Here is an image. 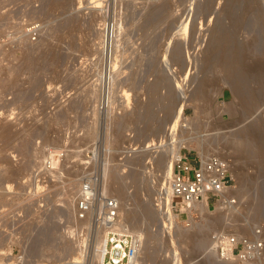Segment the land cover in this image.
<instances>
[{"label":"rangeland","instance_id":"obj_1","mask_svg":"<svg viewBox=\"0 0 264 264\" xmlns=\"http://www.w3.org/2000/svg\"><path fill=\"white\" fill-rule=\"evenodd\" d=\"M76 1L0 0V264H103L107 230L76 213L84 182L97 198L118 189L124 206L148 212L133 225L122 207L113 225L132 240L141 233L136 264H240L216 256L209 235L264 233V0ZM106 26L115 41L104 55ZM223 50L246 68L244 101L233 68L230 78L221 71ZM253 124L258 137L242 131ZM175 143L190 159L203 151L229 162L235 205L171 214L173 223L160 213Z\"/></svg>","mask_w":264,"mask_h":264},{"label":"built area","instance_id":"obj_2","mask_svg":"<svg viewBox=\"0 0 264 264\" xmlns=\"http://www.w3.org/2000/svg\"><path fill=\"white\" fill-rule=\"evenodd\" d=\"M35 35V30H30ZM153 145V144H152ZM151 145V147H152ZM52 155L47 156L49 162L43 167L52 171ZM167 184L172 198L168 203L169 215H184L196 218L198 209L194 204L206 201V208H230L237 202L235 180L231 174L229 162L217 155H209L205 159H190L181 152L173 160L172 173ZM162 194L161 192L159 193ZM159 203L156 205L160 208ZM99 203V204H98ZM119 203L113 196L93 193L89 182H84L76 200V213L79 219L90 215L92 224L105 228L106 251L103 264H130L136 254V243L127 233L115 231L113 223L119 216ZM170 218V217H169ZM113 226V227H112ZM209 242L219 258L235 261L240 264H262L264 258V233L260 225H254L245 234L214 230L209 235Z\"/></svg>","mask_w":264,"mask_h":264},{"label":"bare ground","instance_id":"obj_3","mask_svg":"<svg viewBox=\"0 0 264 264\" xmlns=\"http://www.w3.org/2000/svg\"><path fill=\"white\" fill-rule=\"evenodd\" d=\"M78 2L80 1V2H83L82 0H77ZM76 1V2H77ZM250 1H252V0H250ZM91 2V7L94 9L95 7L96 8H98L97 7V5H96V2L97 1H95V0H92V1H90ZM164 2V1H163ZM96 6H95V5ZM160 5V4H159ZM247 5V4H246ZM249 5V4H248ZM248 7L249 6H247V9H248ZM256 7V6H255ZM95 8V9H96ZM157 8V7H156ZM149 9V8H148ZM155 10V8L153 9V11ZM249 10V9H248ZM152 10H150V12H153ZM146 12V11H145ZM253 12H254V10H253ZM155 13H157L156 12V10H155ZM152 15V14H151ZM260 15V14H259ZM149 18V17H148ZM238 20V19H237ZM240 21V20H239ZM239 21H238V23L237 24H239ZM234 22V21H233ZM236 24V23H235ZM109 26V25H108ZM108 26H106V27H103L102 29H101V31H98V37H99V41H98V48H99V52L101 53V54H104L105 55V53L107 52V49H108V47H109V45H110V47H109V50H110V48L112 47V41H115V40H113V34H114V32H113V30L114 29H111V27L109 28V29H111V31H109V29H108ZM114 27V26H113ZM99 29V28H98ZM217 39V38H216ZM226 39V38H225ZM224 39V40H225ZM218 40V39H217ZM229 40V39H228ZM214 41H216V40H214ZM219 42V41H218ZM224 42V41H223ZM226 42V41H225ZM225 42H224V44H225ZM213 43V42H212ZM230 43V42H229ZM114 44V43H113ZM217 44V43H216ZM220 44V43H219ZM228 45V44H227ZM229 45H231V43L229 44ZM209 46H210V44H209ZM235 46V45H234ZM212 47V46H211ZM213 47H215V46H213ZM241 48V47H240ZM210 49V48H209ZM216 49V48H215ZM219 49V48H218ZM229 49V48H228ZM113 50V49H112ZM226 50V49H225ZM225 50H223L224 52H225ZM176 51V50H175ZM249 51V50H248ZM98 52V51H97ZM111 52V51H110ZM228 52L229 51H226L225 52V56L223 57V62H222V64H221V71H224V72H226V77L228 76V78H230L229 77V75L228 74H231V69L233 68V70L234 71H236V73H233L232 72V74H235V76L234 77H236V78H233V77H231V79H233V80H235V82L233 83L234 84V86H233V89H234V91H235V93H237L242 99H243V101H244V94H245V92H244V89H243V81H244V75L247 73L246 72V68H244V69H242V67L241 66H239L241 63L240 62H236L235 61V63H240L239 65L238 64H234L233 63V60L236 58L235 56H236V54H238L237 52H235V55L233 54V52H231L232 54H228ZM229 52V53H230ZM175 53V52H174ZM249 53V52H248ZM110 56H111V54H110ZM238 56V55H237ZM241 56V55H240ZM239 56V57H240ZM235 57V58H234ZM22 58V57H21ZM102 58H104V57H102ZM238 58V57H237ZM230 59V60H229ZM105 60V59H104ZM108 60V59H107ZM103 61V60H102ZM110 61V60H109ZM241 61V60H240ZM257 61V60H256ZM259 62H260V60H258ZM258 62V63H259ZM29 63V62H28ZM106 63V62H105ZM48 64V63H47ZM256 64H257V62H256ZM105 65V64H104ZM110 67H109V69L107 70L108 72H105V74L107 73V74H109V76H111L110 74V72H111V66L113 65H111V64H108ZM238 65V66H237ZM108 67V66H107ZM235 68V69H234ZM104 69H105V66H104ZM237 69V70H236ZM248 69V68H247ZM250 69V68H249ZM248 69V70H249ZM15 70V69H14ZM103 71V70H102ZM104 72V71H103ZM217 74V73H216ZM101 75H102V72H101ZM14 76V75H13ZM103 76V75H102ZM244 76V77H243ZM101 77V76H100ZM214 77V76H213ZM260 77V76H259ZM106 78H107V76H106ZM157 84V83H156ZM154 85V84H153ZM148 88V87H147ZM152 88H154V87H152ZM154 91V90H153ZM196 91H198V90H196ZM156 92V91H155ZM168 93V92H167ZM170 93V92H169ZM168 93V94H169ZM196 93V92H195ZM201 92H197V94L198 95H203V94H205V93H203V94H200ZM89 94V93H88ZM196 94V95H197ZM104 95V94H103ZM192 95H193V93H192ZM195 95V94H194ZM195 95V96H196ZM197 95V96H198ZM196 96V97H197ZM194 97V96H193ZM193 97H191V98H193ZM207 99V98H206ZM103 100V99H102ZM101 100V101H102ZM246 101V100H245ZM183 102V101H182ZM179 103V102H178ZM247 104V103H246ZM146 105V104H145ZM166 105V104H165ZM145 107V106H144ZM172 107V106H171ZM170 107V109H172ZM177 107V106H176ZM179 107H180V105H179ZM242 107H244L243 105H242ZM245 108V107H244ZM149 109V108H148ZM169 109V110H170ZM180 110V109H179ZM168 111V110H167ZM172 112V111H171ZM171 112H169V113H171ZM243 112V111H242ZM166 115H168L167 113H166ZM171 115V114H170ZM170 117V116H169ZM261 125V124H260ZM157 130V129H156ZM242 131L244 132V133H248V132H250V133H253V136H254V134L258 137V134H260L261 132L260 131H262V127L261 126H259V125H248L247 127H244V130L242 129ZM251 135V134H250ZM118 136H119V134L117 133L116 134V137L118 138ZM166 137V136H165ZM229 138H231V137H229ZM160 139V138H159ZM165 139V138H164ZM168 139V138H167ZM237 138H234V137H232L231 139H230V142L231 143H233L234 145H237V140H236ZM259 139H261V137H259ZM151 140V139H150ZM240 140V139H239ZM263 139H261V141H262ZM159 141V140H158ZM160 141H162V140H160ZM160 141H159V143H157V145H159L160 144ZM225 141H227V140H225ZM259 141V140H258ZM264 141V140H263ZM262 141V142H263ZM239 142V141H238ZM262 142H259V143H262ZM152 143H155V142H152ZM169 143L170 142H168V145H169ZM174 143V142H173ZM210 143V142H209ZM245 143V142H244ZM247 143V142H246ZM181 143H179V144H176L175 143V145L173 146V144H172V146H171V148H172V150H170V153H172V156H170L169 155V157L167 158V154L169 153V152H166L167 154H165V157L167 158V159H164V160H166V163H165V166H163V168L165 167V169H163V173H164V178L163 179H165L166 180V182H165V180H164V182L167 184V180H168V177L170 176V174H171V172H172V165H173V160H174V158L176 157V156H178V154L180 153V147H182V145H180ZM211 144V143H210ZM209 144V145H210ZM217 144V143H216ZM240 144V143H239ZM24 145V144H23ZM23 145H21V147L23 146ZM147 145H149V143L148 144H146V148L147 147H149V146H147ZM152 145V144H151ZM260 145V144H259ZM263 145H264V143H262V147H263ZM155 146V144H153L152 145V148L154 149V150H156V147H154ZM167 146V145H166ZM165 146V147H166ZM183 146H185V145H183ZM212 146V145H211ZM245 146H246V144H245ZM244 146V147H245ZM261 146V145H260ZM19 147V146H18ZM158 147H160V146H158ZM213 147H214V145H213ZM212 147V148H213ZM235 147H237V146H235ZM241 147V146H240ZM262 147H260V148H262ZM162 148V147H161ZM169 148H170V146H169ZM239 148V147H238ZM264 148V147H263ZM164 149V148H163ZM167 149V151H168V147L166 148ZM165 149V150H166ZM236 149V148H235ZM250 149V148H249ZM23 151V153L22 154H24V149H22ZM164 150V151H165ZM239 150V149H238ZM248 151V150H247ZM246 151V148L245 149H240V153H248ZM250 151V150H249ZM161 152V151H160ZM233 152V151H232ZM231 152V153H232ZM235 152V151H234ZM259 152H260V150H259ZM201 153V158L202 159H205L206 157H208L209 155V153L207 154L206 153V155L203 153V151L202 152H200ZM245 153V154H246ZM251 153V152H250ZM30 154H31V152H30ZM30 154L28 153L27 154V156H28V158H27V162L26 163H28V162H30V159H31V156H30ZM162 154V153H161ZM164 154V153H163ZM264 151L263 150H261V155H262V157L260 156V158H262L261 159V161H262V163H263V165H264ZM160 156V155H159ZM158 156V158H157V160H156V162H158V164H159V158H162L161 156H163V155H161L160 157ZM245 156V155H244ZM55 157V156H54ZM260 158H258V159H260ZM161 160V159H160ZM55 162V159H53V157H52V163H53V165L55 164L54 163ZM129 162V161H128ZM161 162V161H160ZM165 162V161H164ZM162 163V162H161ZM245 163V162H244ZM157 164V163H156ZM164 164V163H163ZM257 165V164H256ZM160 166H161V164H160ZM264 167V166H263ZM131 169V168H130ZM135 169V168H134ZM132 170V169H131ZM136 171V170H135ZM138 171V170H137ZM133 173V172H132ZM131 173V174H132ZM139 173V172H138ZM161 173V172H160ZM130 174V173H129ZM130 174V175H131ZM162 175V174H161ZM160 176V175H159ZM163 176V175H162ZM116 178V177H115ZM114 178V179H115ZM120 179V178H119ZM123 180V179H122ZM244 180V179H243ZM121 181V180H120ZM116 182V181H115ZM112 183V182H111ZM122 183V182H121ZM118 185V184H117ZM121 185V184H120ZM120 185H118V186H120ZM162 185V184H161ZM113 188H115V186H112ZM121 187H122V185H121ZM119 188V187H118ZM112 189V188H111ZM117 189V188H116ZM120 189V188H119ZM164 189V188H163ZM106 190V189H105ZM113 190H115V189H113ZM161 190H162V188H161ZM165 191H166V197H168V199L167 198H165L164 197V195H163V197H164V199L167 201V202H169L170 201V199L172 198V196H171V193H170V189H169V186H168V184H167V186H166V188L164 189ZM122 192H123V190H121ZM244 191V190H243ZM114 192V191H113ZM243 194H245V191H244V193ZM253 194V193H252ZM115 195H117L116 197V200L118 201V203H119V209H118V211H119V216H121V208L123 207V209H124V218H125V220H127L130 224H133V225H135V224H137L139 221H141V218H142V216H144L143 218H145V215L148 213H146L145 211V209H140V211L139 210H137V208L135 207V206H131L130 204H125V206H124V204L120 201V196H119V191H118V189L117 190H115ZM121 196H123V195H121ZM70 197V196H69ZM68 197V198H69ZM64 201H67V198H65L64 199ZM68 201H69V199H68ZM67 201V202H68ZM262 201V200H261ZM131 202V201H130ZM63 203V202H62ZM61 204V203H60ZM99 204V203H98ZM64 205V204H63ZM254 205V204H253ZM65 207H63V210H65V211H67L68 210V203H65V205H64ZM143 206V205H142ZM164 206V211L162 212V208H160V213H162L163 215H167L168 216V218L170 217V219H171V221H170V223H173V219H172V217L174 218V216L172 215H169V206H168V203H166L165 205H163ZM194 206H195V208L196 209H198L199 211H203V212H206L207 211V208H206V201L203 199V201H201V202H197V203H195L194 204ZM259 206V205H258ZM135 208H136V210H135ZM258 208V207H257ZM139 209V208H138ZM139 211V214H137V212ZM255 214H257V215H260V214H262L261 213V210L258 208V209H256L255 211H253ZM146 213V214H145ZM145 214V215H144ZM140 215V217H138V216ZM66 216V215H65ZM89 216L90 215H87L86 216V218L85 219H83V220H85V221H88L89 220ZM235 216V215H234ZM69 218V217H68ZM121 218V217H120ZM120 218L118 219V221L120 220ZM231 219V218H230ZM118 221L116 222V223H113V225H115V224H117L118 223ZM82 222V221H81ZM127 222V223H128ZM226 222H228V221H226ZM225 222V223H226ZM121 223V222H120ZM245 221H239V225H241V226H244L245 225ZM142 224V223H141ZM140 224V225H141ZM142 226V225H141ZM126 227V226H125ZM127 228V227H126ZM243 228V227H242ZM117 229V228H116ZM165 231V233H167V235L168 236H170V234H171V232L169 231V230H164ZM136 232V231H135ZM191 234V233H190ZM134 242L136 243V246H137V249H136V254H135V256H134V258H132L131 259V262H130V264H136V259H138L139 258V255L138 254H140L142 251V247L140 246L141 245V242H142V235H141V233L140 232H136V234H134ZM201 240H203V239H201ZM202 242V241H201ZM200 242V243H201ZM197 243V242H196ZM207 246V245H206ZM203 248V247H202ZM78 250V249H77ZM205 251V250H204ZM138 252V253H137ZM143 255V254H142ZM177 261H179L178 260V258H177ZM176 261V262H177ZM74 262H77V261H74ZM71 263H73V262H71ZM76 264V263H75ZM176 264V263H175ZM178 264V263H177Z\"/></svg>","mask_w":264,"mask_h":264}]
</instances>
